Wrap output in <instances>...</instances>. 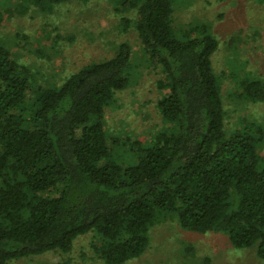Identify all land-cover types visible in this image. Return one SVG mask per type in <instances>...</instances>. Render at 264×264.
<instances>
[{"label":"trees","instance_id":"obj_1","mask_svg":"<svg viewBox=\"0 0 264 264\" xmlns=\"http://www.w3.org/2000/svg\"><path fill=\"white\" fill-rule=\"evenodd\" d=\"M22 1L47 13L70 0ZM185 1L114 0L118 11H134L124 21L163 73L165 125L145 141H110L107 128V108L134 81L129 42L59 83L0 39V264L69 252L89 232L100 238L93 248L101 259L125 264L145 252L164 217L187 231L222 232L264 262V119L227 129L213 64L219 43L204 22L175 29ZM242 85L245 98L264 99L259 80Z\"/></svg>","mask_w":264,"mask_h":264},{"label":"rangeland","instance_id":"obj_2","mask_svg":"<svg viewBox=\"0 0 264 264\" xmlns=\"http://www.w3.org/2000/svg\"><path fill=\"white\" fill-rule=\"evenodd\" d=\"M22 0H0V39L14 56L31 66L45 81L63 82L85 64L116 53L119 42L133 47L134 81L118 91L107 108L110 141L115 136L149 140L165 125L158 109L163 77L157 58L150 60L133 27L134 11H118L114 0H70L45 13ZM177 31L192 23L210 26L219 46L213 55L225 100L227 129L264 119V99L242 94L243 80H259L264 91V0H186L173 14ZM260 155H264V144ZM95 232L80 235L69 252L49 251L14 259L11 264H107L94 251ZM125 264H264L256 248H237L222 232L182 229L177 220L161 218L150 230L145 252Z\"/></svg>","mask_w":264,"mask_h":264}]
</instances>
